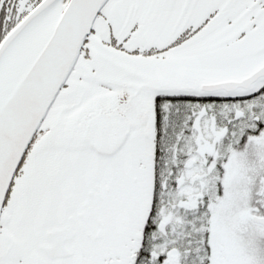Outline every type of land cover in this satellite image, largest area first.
Returning a JSON list of instances; mask_svg holds the SVG:
<instances>
[{"label": "snow or ice", "instance_id": "6c2138e0", "mask_svg": "<svg viewBox=\"0 0 264 264\" xmlns=\"http://www.w3.org/2000/svg\"><path fill=\"white\" fill-rule=\"evenodd\" d=\"M0 264H264V0H0Z\"/></svg>", "mask_w": 264, "mask_h": 264}]
</instances>
